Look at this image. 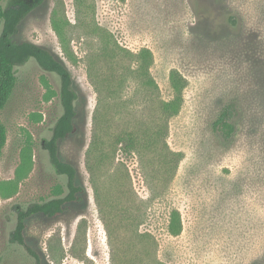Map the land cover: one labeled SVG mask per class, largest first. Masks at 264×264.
Returning <instances> with one entry per match:
<instances>
[{"label": "rangeland", "instance_id": "obj_1", "mask_svg": "<svg viewBox=\"0 0 264 264\" xmlns=\"http://www.w3.org/2000/svg\"><path fill=\"white\" fill-rule=\"evenodd\" d=\"M21 1L34 0L0 5ZM13 39L49 51L71 74L78 95L76 131L60 142L59 157L75 168L83 192L62 215L27 220L26 243L40 264H113L114 236L129 261V227L111 214L107 226L92 181L96 119L103 134L116 125L149 131L148 107L175 98L174 79L183 87L166 143L181 159L163 196L151 199V179L139 157H120L147 208L139 232L157 237L168 264H249L264 253V142H249L250 135L264 134V0H45ZM143 50L152 57L148 79L130 71L133 55ZM92 54L97 71L119 69L107 76L109 87L101 83V93L90 76ZM16 71V88L0 114L7 130L0 158V264H37L12 233L19 210L66 193V180L44 148L62 113L60 81L35 60ZM230 105L236 131L227 141L214 123ZM174 210L183 224L178 237L167 230Z\"/></svg>", "mask_w": 264, "mask_h": 264}, {"label": "trees", "instance_id": "obj_2", "mask_svg": "<svg viewBox=\"0 0 264 264\" xmlns=\"http://www.w3.org/2000/svg\"><path fill=\"white\" fill-rule=\"evenodd\" d=\"M44 1H21L7 8L0 5V23L3 25L0 35V114L16 88L17 67L26 64L30 60H35L44 71L55 74L60 81L58 98L62 113L52 128L50 138L44 141V148L48 153L49 162L54 172L66 180V193L48 201L35 203L25 210H19L16 226L12 233V241L24 246L27 252L35 258L37 264H40V257L26 243L27 220L37 215L54 219L64 213L68 204L80 202L83 192L76 182L77 172L75 168L63 162L59 157L60 142L68 139L76 131L77 111L75 103L78 95L73 89L71 74L46 49L28 42L18 43L13 39L27 15ZM92 57L94 67L92 65L89 67L90 76L96 89L101 93L103 83H109L107 87L110 85L111 81L107 79V76L115 75L112 74V71L119 69H108L103 73L97 71L96 65L98 63L94 59V54H92ZM133 57L137 59L130 68L131 73L143 79H148L151 54L147 50H143L140 54L133 55ZM100 62H103V60L101 59ZM172 83V87L178 93L175 98L167 103L161 102L160 107H156L155 110H153L152 105L148 107L150 130L147 132L141 133L140 130L135 132L132 128L124 129L116 125L113 131L103 134L100 129V118L96 119L97 128H95L93 135L95 159L90 162V170L100 212L106 224L109 222L110 214L115 215V223L119 225L123 222L127 223L131 234V237L126 238L128 239L126 251L131 254L127 262L122 258L119 239L116 236H114L116 239L111 237L113 239L111 241L113 264H168L160 257V244L157 237L147 232H139L147 208L145 202L140 200L135 193L129 166L121 161L120 157H125V159L133 156L139 157L144 174H147L146 176L151 179V181H148L147 178L150 189L154 193L151 199L161 196V193L172 183L181 157L169 148L166 143V136L168 133V119L179 111L180 93L183 87L182 82L178 79H174ZM234 113V107L230 105L223 110L214 123L215 129L227 141L231 139L236 131V125L233 122ZM102 123H108L101 119V128L107 129L108 126L103 127ZM252 135L249 136L251 145L259 146L264 142V134ZM6 142L7 130L0 119V158ZM104 144H107V149L103 147ZM105 164L107 168L101 174L100 169L105 167ZM148 167L150 168L146 171ZM109 194H114L111 200L108 197ZM167 230L172 237L181 235L183 224L178 210L170 213ZM137 242H139V245L136 244ZM249 264H264V253L257 256Z\"/></svg>", "mask_w": 264, "mask_h": 264}]
</instances>
